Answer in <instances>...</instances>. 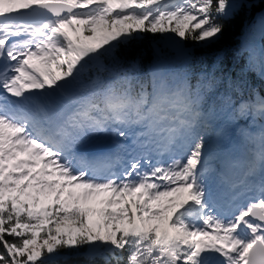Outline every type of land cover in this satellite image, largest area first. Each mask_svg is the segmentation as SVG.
Listing matches in <instances>:
<instances>
[{"label":"snow or ice","instance_id":"1","mask_svg":"<svg viewBox=\"0 0 264 264\" xmlns=\"http://www.w3.org/2000/svg\"><path fill=\"white\" fill-rule=\"evenodd\" d=\"M259 5L0 0V264H264V8L194 56Z\"/></svg>","mask_w":264,"mask_h":264},{"label":"trees","instance_id":"2","mask_svg":"<svg viewBox=\"0 0 264 264\" xmlns=\"http://www.w3.org/2000/svg\"><path fill=\"white\" fill-rule=\"evenodd\" d=\"M264 5H259L252 10L251 14L241 13L234 20L230 21L226 29L223 39L216 45L210 48L204 49L196 46L194 56L199 60L204 58L207 63L211 64L217 54L224 57V69L226 72H231L235 77L237 72L244 64V60L236 56V50L241 43L243 33L246 25L251 24L256 16V13L260 12ZM156 42V39L151 34L145 35V37L135 42L133 45V55L139 56L141 63L145 66L150 64L156 58V52L152 48V44ZM192 47L191 44L186 45ZM173 55L172 50L168 49L163 53L165 57H171ZM196 70L199 71V63L195 65ZM251 83L260 89L261 94H264V82H261L256 76L249 74ZM48 264H90V262L84 257H69L63 256L57 260H50ZM96 264H103L102 261H97Z\"/></svg>","mask_w":264,"mask_h":264},{"label":"rangeland","instance_id":"3","mask_svg":"<svg viewBox=\"0 0 264 264\" xmlns=\"http://www.w3.org/2000/svg\"><path fill=\"white\" fill-rule=\"evenodd\" d=\"M154 37L156 39V42L152 44V48L154 49L155 52L158 51L160 54L163 55V53H165V51H167L168 49L171 50L169 43L163 37L159 35H156ZM57 259H60V258H57ZM57 259H54V260H57Z\"/></svg>","mask_w":264,"mask_h":264},{"label":"bare ground","instance_id":"4","mask_svg":"<svg viewBox=\"0 0 264 264\" xmlns=\"http://www.w3.org/2000/svg\"><path fill=\"white\" fill-rule=\"evenodd\" d=\"M93 206H96V205H93Z\"/></svg>","mask_w":264,"mask_h":264}]
</instances>
